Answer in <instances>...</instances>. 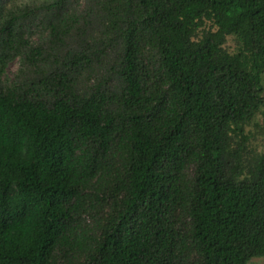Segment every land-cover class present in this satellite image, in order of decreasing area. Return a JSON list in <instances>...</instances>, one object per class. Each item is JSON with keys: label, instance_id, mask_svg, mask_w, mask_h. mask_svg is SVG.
Listing matches in <instances>:
<instances>
[{"label": "trees", "instance_id": "obj_1", "mask_svg": "<svg viewBox=\"0 0 264 264\" xmlns=\"http://www.w3.org/2000/svg\"><path fill=\"white\" fill-rule=\"evenodd\" d=\"M261 256L264 0H0V264Z\"/></svg>", "mask_w": 264, "mask_h": 264}, {"label": "rangeland", "instance_id": "obj_2", "mask_svg": "<svg viewBox=\"0 0 264 264\" xmlns=\"http://www.w3.org/2000/svg\"><path fill=\"white\" fill-rule=\"evenodd\" d=\"M18 63L13 61L9 64L7 70L10 75H12L13 71L17 68ZM249 264H264V256L253 258Z\"/></svg>", "mask_w": 264, "mask_h": 264}]
</instances>
